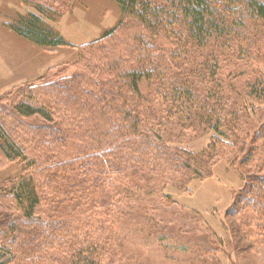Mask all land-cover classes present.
<instances>
[{"label": "trees", "instance_id": "trees-1", "mask_svg": "<svg viewBox=\"0 0 264 264\" xmlns=\"http://www.w3.org/2000/svg\"><path fill=\"white\" fill-rule=\"evenodd\" d=\"M113 1L123 18L79 50L78 73L29 85L27 101L11 106L12 117L33 119L31 125L10 131L0 119V155L34 172L14 190L27 215L18 220L21 229L4 222L12 234L0 244V264H47L51 245L63 256L53 264H102L105 257L104 264H124L115 217L134 222L132 200L151 198L163 186L189 192L193 178L210 177L228 156H235L243 180L226 214L249 217L242 220L248 237L253 230L264 234V122L252 127L241 120L245 98L264 102V0ZM52 4L69 8L72 0ZM13 29L38 46H66L35 16ZM168 126L223 139L212 138L210 152L197 154L168 144L162 136ZM53 134L55 148L41 137ZM38 136L40 144L32 145ZM69 141H80L79 149ZM42 194L51 198L48 222L34 216ZM75 205L83 208L86 230L106 219L101 241L88 232L81 239L67 221L78 216L66 210Z\"/></svg>", "mask_w": 264, "mask_h": 264}, {"label": "rangeland", "instance_id": "rangeland-1", "mask_svg": "<svg viewBox=\"0 0 264 264\" xmlns=\"http://www.w3.org/2000/svg\"><path fill=\"white\" fill-rule=\"evenodd\" d=\"M53 1L55 0H0V119H3L10 131L21 129V123L30 126L31 121H34L16 120L12 117L11 110L13 104L27 101L24 96L29 85L34 87L45 83L49 76L63 79L78 73L79 50L102 39L123 18L119 6L113 0H72L69 8L62 9L52 4ZM153 1L162 3L165 0ZM40 4L47 9H56V14L41 12L37 6ZM30 16L37 17L61 37L66 46L42 47L18 36L13 27L22 18ZM120 36L117 39H121ZM259 70L264 76V60L259 63ZM245 101L247 111L241 120H248L252 127L259 126L264 122V102L248 98ZM46 128V125L43 126V129ZM163 132H166L162 134L164 140L171 146L197 154L210 152L208 148L212 138L223 139L210 130L194 135L168 126ZM41 137L46 138L53 146L51 137H55L54 134ZM40 139V136L33 139L32 145H39ZM69 144L76 150L81 142L69 141ZM61 153L69 155L66 150H61ZM61 153L53 155L57 157ZM234 157L228 156L229 160L218 162L210 177L203 180L193 178L187 185L189 192L163 186L151 198L144 201L132 200V221L136 220L130 222L126 218L115 217L114 228L123 238L119 247L126 253L124 264H264V234L253 230L252 237H248L242 222L243 218L249 217L226 214L234 193L243 180L238 162H233ZM33 173L26 163L8 162L0 155V205L3 204L0 206V244L7 243L8 235L12 234L10 231L6 232L5 221H8L9 227H22L18 220L27 215L26 205L19 204L13 194ZM44 193L47 191L44 190ZM50 199L42 194L40 205L34 211V216L44 222H48L52 216L51 208L48 207ZM76 205L66 210L74 212L77 209L78 216L73 215L67 221L72 220L81 239H85L84 233L88 232V237L94 236L101 241V226L103 222L106 224V219L99 221V225L90 224L86 230L83 228L86 225L83 224L84 211L81 214L83 208ZM67 211L66 214H71ZM151 226H155V229L152 230ZM255 227L256 224L252 223V228ZM56 249L55 245L45 247L48 263L44 258L43 261L53 264L55 259L62 260L63 256ZM122 257L117 253V259ZM101 262L104 264L108 260L105 257ZM14 263L12 260L6 264Z\"/></svg>", "mask_w": 264, "mask_h": 264}]
</instances>
